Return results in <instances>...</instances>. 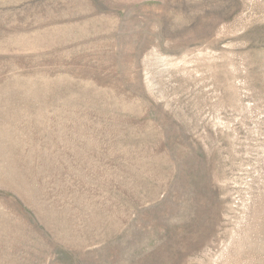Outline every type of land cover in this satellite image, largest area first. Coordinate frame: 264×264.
I'll use <instances>...</instances> for the list:
<instances>
[{
	"label": "rangeland",
	"instance_id": "rangeland-1",
	"mask_svg": "<svg viewBox=\"0 0 264 264\" xmlns=\"http://www.w3.org/2000/svg\"><path fill=\"white\" fill-rule=\"evenodd\" d=\"M0 264H264V0H0Z\"/></svg>",
	"mask_w": 264,
	"mask_h": 264
}]
</instances>
